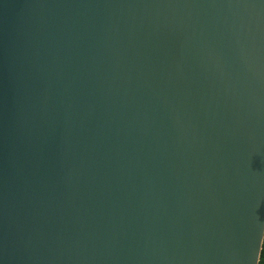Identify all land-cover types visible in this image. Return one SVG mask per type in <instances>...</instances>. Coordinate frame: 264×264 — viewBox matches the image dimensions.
I'll list each match as a JSON object with an SVG mask.
<instances>
[{
  "label": "water",
  "instance_id": "1",
  "mask_svg": "<svg viewBox=\"0 0 264 264\" xmlns=\"http://www.w3.org/2000/svg\"><path fill=\"white\" fill-rule=\"evenodd\" d=\"M264 0H0V264H258Z\"/></svg>",
  "mask_w": 264,
  "mask_h": 264
},
{
  "label": "trees",
  "instance_id": "2",
  "mask_svg": "<svg viewBox=\"0 0 264 264\" xmlns=\"http://www.w3.org/2000/svg\"><path fill=\"white\" fill-rule=\"evenodd\" d=\"M258 264H264V235L262 239V245H261V251H260V257H259Z\"/></svg>",
  "mask_w": 264,
  "mask_h": 264
}]
</instances>
